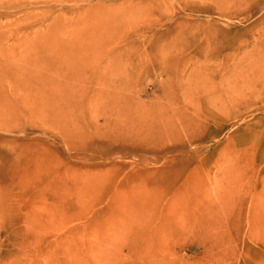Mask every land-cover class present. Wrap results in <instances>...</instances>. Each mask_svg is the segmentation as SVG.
<instances>
[{
  "label": "rangeland",
  "instance_id": "1",
  "mask_svg": "<svg viewBox=\"0 0 264 264\" xmlns=\"http://www.w3.org/2000/svg\"><path fill=\"white\" fill-rule=\"evenodd\" d=\"M90 1L0 0V264H264V1Z\"/></svg>",
  "mask_w": 264,
  "mask_h": 264
},
{
  "label": "bare ground",
  "instance_id": "2",
  "mask_svg": "<svg viewBox=\"0 0 264 264\" xmlns=\"http://www.w3.org/2000/svg\"><path fill=\"white\" fill-rule=\"evenodd\" d=\"M67 1V0H66ZM83 1H85V0H83ZM219 1H221L222 3H223V0H219ZM250 1H252V3L254 4V5H256V6H259V5H261V3L264 1V0H250ZM254 2H256V3H254ZM89 3V9L90 10H92V11H100V10H102V11H105L106 9L105 8H107V9H119V10H122V7H124V6H134L135 4H141V3H143V2H141V1H134V0H113V2H110V3H108V4H106V3H104V4H97V3H94V2H88ZM251 6V5H250ZM198 11H201L203 8H198V7H195ZM194 8V9H195ZM205 9V11L206 12H210L211 11V9L209 8V7H207V8H204ZM222 12H224V11H222ZM227 12V11H226ZM226 12H224V13H226ZM219 15H221V12H219L218 13ZM176 23H178L179 25H182V22L181 21H179V22H176ZM114 28V27H113ZM214 29V31L213 32H217L218 30L217 29H215V28H213ZM214 41V40H213ZM212 40H206V45H205V47L207 48V49H211V50H214L215 49V52L216 51H219V50H216V49H218V45L216 44L215 45V43L213 42ZM191 46V45H190ZM194 47V46H193ZM150 49L152 50V48H151V46L150 45H148V46H143L142 48H140V50H143L142 52H144V51H146V53L147 54H151L150 53ZM228 49H231V50H233V49H235V48H232V46H228ZM210 50V51H211ZM210 56H211V54H210ZM205 59H207V58H205ZM6 72H7V70H3V71H1V73L2 74H6ZM112 98V96H111V94H106L105 95V93L102 95V99H108V100H110ZM51 99H52V105H53V98H52V96H51ZM57 103H55V105H56ZM100 116H101V114H100Z\"/></svg>",
  "mask_w": 264,
  "mask_h": 264
}]
</instances>
